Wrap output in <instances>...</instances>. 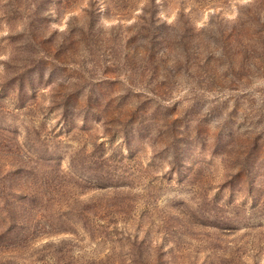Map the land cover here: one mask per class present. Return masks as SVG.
<instances>
[{
  "label": "rangeland",
  "instance_id": "obj_1",
  "mask_svg": "<svg viewBox=\"0 0 264 264\" xmlns=\"http://www.w3.org/2000/svg\"><path fill=\"white\" fill-rule=\"evenodd\" d=\"M0 264H264V0H0Z\"/></svg>",
  "mask_w": 264,
  "mask_h": 264
}]
</instances>
